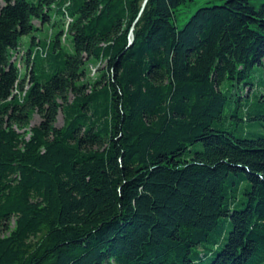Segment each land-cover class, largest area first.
Segmentation results:
<instances>
[{
	"label": "trees",
	"instance_id": "obj_1",
	"mask_svg": "<svg viewBox=\"0 0 264 264\" xmlns=\"http://www.w3.org/2000/svg\"><path fill=\"white\" fill-rule=\"evenodd\" d=\"M192 1L0 0V264H264V0Z\"/></svg>",
	"mask_w": 264,
	"mask_h": 264
},
{
	"label": "rangeland",
	"instance_id": "obj_2",
	"mask_svg": "<svg viewBox=\"0 0 264 264\" xmlns=\"http://www.w3.org/2000/svg\"><path fill=\"white\" fill-rule=\"evenodd\" d=\"M260 1L261 0H253V3L256 6L260 5ZM220 0H194L192 2H189V6H188V11H181L177 16H176V21L175 24L177 25L178 28H181L183 26V24L185 23V21H187V19L189 18V16L194 12V10L196 8H198L199 6H203V5H211L213 3H219ZM52 17L54 15V11H51ZM54 18L51 19V23L53 22ZM49 22H45L44 24H41V22L39 20H34V24L36 27H38L36 30H34L31 34L28 35H24L21 37L20 42H19V47L16 50H12V59L11 61H14L19 69L20 72L23 73L25 71V65L23 64V61L20 59L21 55L25 52V49H27V47L30 44L31 41V36H35L37 38H44L46 40H48L49 35L54 34L57 31V27L56 26H52V24ZM62 44L65 46V48L68 51H72V47H71V43L70 41H66V36L64 35L62 38ZM95 65H90V73L89 76L90 77H94L95 76ZM94 70V71H93ZM260 71L256 70L254 73V84H255V88H259V79H260ZM249 89V87L246 86V92ZM251 92V91H250ZM250 92H248V94L250 95ZM247 94H244V96ZM40 120V117L38 116L37 113H35L33 115V118L31 119V125L33 124H37ZM63 124V117H62V113L59 112L55 125L57 127L61 126ZM248 124L250 123H244L243 126V131L245 132H250L255 130L256 128L254 126H249ZM261 132H264V128L261 127L258 129Z\"/></svg>",
	"mask_w": 264,
	"mask_h": 264
},
{
	"label": "water",
	"instance_id": "obj_3",
	"mask_svg": "<svg viewBox=\"0 0 264 264\" xmlns=\"http://www.w3.org/2000/svg\"><path fill=\"white\" fill-rule=\"evenodd\" d=\"M145 2H146V0H144L142 7L144 6Z\"/></svg>",
	"mask_w": 264,
	"mask_h": 264
},
{
	"label": "bare ground",
	"instance_id": "obj_4",
	"mask_svg": "<svg viewBox=\"0 0 264 264\" xmlns=\"http://www.w3.org/2000/svg\"><path fill=\"white\" fill-rule=\"evenodd\" d=\"M37 38V37H36ZM94 71V70H93Z\"/></svg>",
	"mask_w": 264,
	"mask_h": 264
}]
</instances>
